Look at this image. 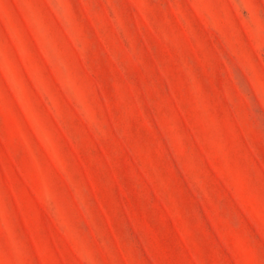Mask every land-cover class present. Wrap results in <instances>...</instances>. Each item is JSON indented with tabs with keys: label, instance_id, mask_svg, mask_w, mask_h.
<instances>
[{
	"label": "rangeland",
	"instance_id": "1",
	"mask_svg": "<svg viewBox=\"0 0 264 264\" xmlns=\"http://www.w3.org/2000/svg\"><path fill=\"white\" fill-rule=\"evenodd\" d=\"M0 264H264V0H0Z\"/></svg>",
	"mask_w": 264,
	"mask_h": 264
}]
</instances>
